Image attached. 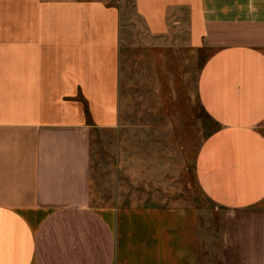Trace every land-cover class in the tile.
I'll list each match as a JSON object with an SVG mask.
<instances>
[{"label": "crops", "instance_id": "obj_1", "mask_svg": "<svg viewBox=\"0 0 264 264\" xmlns=\"http://www.w3.org/2000/svg\"><path fill=\"white\" fill-rule=\"evenodd\" d=\"M132 1L150 36L210 51L197 94L218 128L194 172L222 208L213 264H264V0ZM121 31L107 0H0V264H199L194 206L137 204L131 185L91 202L93 133L120 125Z\"/></svg>", "mask_w": 264, "mask_h": 264}, {"label": "rangeland", "instance_id": "obj_2", "mask_svg": "<svg viewBox=\"0 0 264 264\" xmlns=\"http://www.w3.org/2000/svg\"><path fill=\"white\" fill-rule=\"evenodd\" d=\"M107 2L121 6V115L118 128L93 133L91 202L108 206L115 192L131 185L147 193L133 192L137 204L194 206L200 222L199 264H213L222 208L204 196L194 172L202 142L218 128L197 94L210 51L193 50L180 36H150L132 0ZM142 160L148 171L143 172L145 188L139 180Z\"/></svg>", "mask_w": 264, "mask_h": 264}]
</instances>
